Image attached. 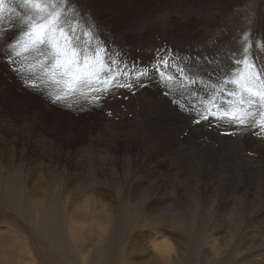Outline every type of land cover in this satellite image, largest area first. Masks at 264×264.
<instances>
[{
    "label": "rangeland",
    "instance_id": "rangeland-1",
    "mask_svg": "<svg viewBox=\"0 0 264 264\" xmlns=\"http://www.w3.org/2000/svg\"><path fill=\"white\" fill-rule=\"evenodd\" d=\"M90 1H74V5L78 9L76 20L79 21L81 29H85L86 20H88V24L96 22L97 26L93 25L105 38L106 47L111 52L119 53V58L131 70L130 74H136L138 69L147 68L150 74L146 76L147 80L143 77L141 82L129 80L127 77V81L133 85L131 88H117L112 94L105 96L100 103L94 104L82 98V100L76 98L60 102L49 98L48 100L51 102L48 103L44 90L40 86H29L31 83L28 80L29 74L23 70L18 71L19 63H12L8 59L7 52L3 50L4 46L8 45L11 40L13 41L19 32L12 30L8 32L7 36L0 35L2 57L0 62H4L6 66H2L4 68L0 69V89L7 101L4 102L5 108L9 112H7V116L12 119L13 124L8 134V136L11 135L10 142L3 143L0 139V243L7 246L5 252L0 254V264H264V234L259 235L260 237L257 236L252 242L248 237L253 226H255V230L264 232V189H258V196L263 200L258 211L245 212L243 223L239 224V218L232 222L234 219L229 217L238 216L243 205L242 199L239 197V192H235V189L231 187L232 184H226L229 179L227 173L235 172V168H229L231 160L234 161L232 158L238 157L236 163L244 164L241 158L247 156L251 161H254L252 162L258 170L255 174H258L261 169L264 170V149L253 145V138L256 136L258 138L260 135L254 134L256 133L255 128H244L214 117L196 123L197 117L191 111L190 105L196 102L197 96L208 98L212 93L211 85L219 84L226 74L210 78L207 80L208 82L203 81V84L196 79V84L186 85L181 80V73L177 71V66H179L189 72L193 69H201L204 72L203 67L198 65L199 61H205L210 65L220 62L217 58L210 56V53L214 52L211 46L216 47L221 42L225 46L229 45L227 47L231 45L230 49L240 47L244 33L249 34L254 47L257 48V42L259 43L260 38L264 37V0H130L131 3L129 0ZM129 5L133 7L131 8ZM248 5L253 15L251 14L252 19L245 26L247 28L242 29L241 37L238 39L240 45L235 41L232 42L230 38L223 40L220 37V32L226 27L224 25L229 23L230 26H233V22L225 23V20L230 19V13H234L233 17L235 18L236 11L239 16L242 15V12L244 15ZM177 6L183 8L179 9ZM85 8L91 9L93 12L88 10V13ZM127 10L129 11L127 12ZM160 16L163 18L160 19ZM171 16H174L176 21L180 19L181 22L171 25ZM103 26L105 30H102ZM9 27L5 25V30L7 31ZM116 29L119 30L116 31ZM152 29L155 30L154 35L159 37L160 32L164 30L172 40H163L164 46L159 45L153 39L151 41L149 39L146 45H141L139 39L141 38L143 43L146 40L141 36H148ZM140 31L141 33H139ZM127 32L128 34H126ZM81 38L85 39L83 36ZM148 42L155 48L149 46ZM119 47L122 49L121 52ZM156 49L159 51L158 53ZM259 49L254 50L253 54L259 53V57L264 58L263 51ZM233 57L237 58L234 55L229 56L232 61ZM161 58L168 59L170 67L160 66V70L177 77L175 81H166L156 70ZM13 59L16 58L13 57ZM30 59L32 60V57L27 58L25 65L31 61ZM217 65L219 66V64ZM23 80H25L24 83ZM227 87L231 88L232 86ZM140 99L148 100L147 111L143 110ZM152 118L153 120H150ZM101 126L104 127L102 130ZM1 130H3L2 126ZM173 131H177V135L176 140L172 143L176 144L181 161L177 163L175 169H169L168 158H172L162 150L158 141L167 144L169 140L166 141L159 135L161 133L169 134ZM91 138H95L94 144L85 146L91 141ZM147 143L148 145H146ZM232 146L235 150L230 153ZM200 155L201 157H199ZM226 155H230L231 158ZM165 159L168 160L165 161ZM148 160L152 161V166L148 164ZM90 164L99 167L111 165L113 170L120 171L123 183H125L123 188L117 192L114 185L107 184L106 187L113 193L111 197L102 196L101 202L93 204L87 201L85 193L88 190L78 194L71 183L77 168L83 167L87 170L91 167ZM178 167H181V170ZM214 167L221 169L225 178L228 176L225 181L219 182L223 185L220 189L214 188V184L217 182H209L207 187L205 186L206 171ZM88 172L90 174V171ZM261 175L258 174L263 179L260 182L264 183V174ZM157 176H161L162 181L169 183L163 187L160 182L155 180ZM137 182L143 183L139 190L145 193L144 201L142 197H139V200L138 198L132 199ZM149 182L150 185H148ZM197 185H204V187H196ZM32 186L37 187L35 194L29 189ZM180 186H192V189L200 190L195 193L193 190L190 191L192 210H189L188 207L186 209L183 202L180 201V195L176 190ZM262 187L264 188V186ZM160 193H163L166 198L158 199L157 196ZM35 198L43 199V201H36ZM154 207H159L160 210L157 209V213L163 218L164 224L148 223L145 225L146 227L144 226L148 233H146L147 231L140 232L143 228L138 225L142 224L143 216L150 218V211ZM197 208L199 210L198 217L196 221L192 222V213ZM102 209H110L114 214L111 216L112 224L109 221L107 225L103 224L104 227L100 228L97 221L87 215L96 210L97 213L106 214ZM176 209L179 215L176 213ZM173 216L177 220L184 221L183 226L180 223L174 226ZM257 216L259 217L256 218ZM222 218L228 220L222 222ZM255 221L259 222L254 225ZM102 222L105 223L107 220L98 221V223ZM89 223L95 229L87 228L82 231L81 226ZM156 225L160 227L158 230H156ZM73 228L77 231L76 237L70 235ZM161 228L167 232L173 230L176 233V240L173 242V250L175 249L173 256L175 255L176 262L173 261L172 254L170 259L164 260L153 249L155 230L166 235ZM98 231L103 232L102 235ZM3 232L5 236H2ZM103 234L107 238L100 241L99 238ZM157 237L159 239V235ZM83 256L85 259L82 258Z\"/></svg>",
    "mask_w": 264,
    "mask_h": 264
},
{
    "label": "snow or ice",
    "instance_id": "snow-or-ice-1",
    "mask_svg": "<svg viewBox=\"0 0 264 264\" xmlns=\"http://www.w3.org/2000/svg\"><path fill=\"white\" fill-rule=\"evenodd\" d=\"M77 13L74 0H0V35L19 32L8 43L6 54L12 63H19L18 71L29 74V86L37 87L38 82L49 85L50 98L57 102L82 98L100 103L115 89L133 86L126 79L131 70L95 35L94 25L81 29ZM5 25L10 26L7 31ZM260 41L256 47L264 50V37ZM241 44V54L228 74L219 84L211 85L208 98L197 96L190 108L197 123L214 117L255 128V134L264 136V60L253 54L248 33ZM28 57L32 60L25 65ZM160 66L169 68V60L161 58L156 70L166 81H175L176 77L161 71ZM177 71L186 85L197 83L183 68L177 66ZM149 74L147 69H138L137 82Z\"/></svg>",
    "mask_w": 264,
    "mask_h": 264
},
{
    "label": "bare ground",
    "instance_id": "bare-ground-1",
    "mask_svg": "<svg viewBox=\"0 0 264 264\" xmlns=\"http://www.w3.org/2000/svg\"><path fill=\"white\" fill-rule=\"evenodd\" d=\"M74 1H76V0H74ZM77 1H79V0H77ZM104 1V0H103ZM107 1V0H106ZM215 1V0H214ZM238 1V0H237ZM90 2H92V0L90 1ZM184 2V1H183ZM129 3H131V1L129 0ZM134 3V2H133ZM204 3V2H203ZM222 3V2H221ZM242 3V2H241ZM90 4V3H89ZM100 4H101V2H100ZM137 4V3H136ZM99 5V4H98ZM104 5V4H103ZM105 5H106V3H105ZM133 5V4H132ZM147 5V4H146ZM221 5V4H220ZM243 5V4H242ZM97 6V5H96ZM130 6V5H129ZM219 6V5H218ZM247 6V5H246ZM95 7V6H94ZM131 7V6H130ZM133 7V6H132ZM131 7V8H132ZM158 7V6H157ZM170 7V6H169ZM177 7H179V6H177ZM176 7V8H177ZM181 7V6H180ZM180 7H179V9H180ZM205 7V6H204ZM216 7V6H215ZM82 8V7H81ZM95 8H97V7H95ZM98 8H100V7H98ZM129 8V7H128ZM138 8V7H137ZM181 8H183V7H181ZM246 8V7H245ZM83 9V8H82ZM103 9V8H102ZM111 9V8H110ZM109 9V10H110ZM135 9H136V7H135ZM217 9H219L218 7H217ZM230 9V8H229ZM247 9V11H246V13L243 15V12H242V15H238V12L236 11V13H237V15H235V18L233 17V14L234 13H230V19H227V20H225V23H227L228 21H231V22H233V26H230L229 25V23L228 24H225L224 26H226L225 28H223L222 30H221V34H220V37L223 39V40H225L226 38H230V40H232V42L233 41H235L236 43H238V39L241 37V34H242V31L244 30L243 28L248 24V22H249V20H251L252 19V16H251V14H252V11H251V9H250V6L248 5V7L246 8ZM85 10H87V12L89 13V11L91 10H89V9H87V8H85ZM89 10V11H88ZM115 10V9H114ZM129 10H130V8H129ZM129 10H127V12L129 11ZM151 10V9H150ZM206 10H208V9H206ZM243 10V9H242ZM100 11H101V9H100ZM103 11H104V9H103ZM215 11V10H214ZM213 11V12H214ZM244 11V10H243ZM91 12H93L92 10H91ZM94 12H96L95 11V9H94ZM99 12V11H98ZM111 12V11H110ZM120 12V11H119ZM212 12V11H211ZM212 12V13H213ZM220 12V11H219ZM199 13V12H198ZM217 13V11L215 12V14ZM95 14V13H94ZM125 14V13H124ZM141 14V13H140ZM196 14V13H195ZM209 14V13H208ZM214 14V15H215ZM239 14H240V12H239ZM97 15V14H96ZM122 15V14H121ZM228 15V14H227ZM253 15V14H252ZM261 15V14H260ZM197 16V15H196ZM201 16V15H200ZM208 16V15H207ZM236 16H239V18L237 17L236 18ZM172 18H170V22H171V25H172V23L174 24L175 22H181V20L179 21H176L177 19L175 18V20H174V16H171ZM204 17V16H203ZM215 17V16H214ZM232 17H233V19H232ZM100 18V17H99ZM161 18H163L162 16H160V19ZM184 18V17H183ZM200 18V17H199ZM209 18V17H208ZM96 19V18H95ZM101 19V18H100ZM159 19V20H160ZM204 19V18H203ZM205 19H206V17H205ZM97 20V19H96ZM102 20V19H101ZM93 21V20H92ZM100 21V20H99ZM115 21H116V19H115ZM195 21V20H194ZM103 22V21H102ZM111 22V21H110ZM126 22V21H125ZM183 22V21H182ZM204 22V21H203ZM121 23V22H120ZM133 23V22H132ZM223 23V22H222ZM94 24V23H93ZM93 24H88V20H86V24H85V29L86 28H88V26L89 25H93ZM95 24H96V26H97V23L95 22ZM94 24V25H95ZM115 24V23H114ZM154 25H155V22L153 23ZM160 24V23H159ZM180 24V23H179ZM208 24V23H207ZM210 24V23H209ZM213 24V22L211 23V25ZM116 25H118V24H116ZM182 25V24H181ZM96 26H94V29H93V31H94V33H95V35H97L98 36V38L106 45V40H105V38L99 33L100 31L99 30H97V27ZM183 26V25H182ZM104 27V26H103ZM112 27V26H111ZM130 27V26H129ZM156 27V26H155ZM155 27H154V29H155ZM160 27V26H159ZM173 27V26H172ZM195 27V26H194ZM107 28V27H106ZM113 28V27H112ZM171 28V27H170ZM222 28V27H221ZM220 28V29H221ZM231 28V29H230ZM245 28H247V27H245ZM109 29H110V27H109ZM114 29V28H113ZM127 29V28H126ZM138 29V28H137ZM154 29H152L151 31H150V36H149V34H148V36H141V37H145V41H144V43L142 42V40H141V38L140 37H138V38H140L139 40L141 41V45H146L147 44V41L150 39V41H151V39H153L155 42H157L159 45H163V43H162V41L163 40H169V41H171L172 39H171V37H169V36H167V33L163 30V31H161L160 32V30H159V32H160V37L159 36H156V35H154V32H155V30ZM165 29V28H164ZM179 29V28H178ZM243 29V30H242ZM102 30H105V27H104V29H102ZM106 30H108V29H106ZM112 30V29H111ZM117 30H119V29H116V31ZM121 30H122V28H121ZM125 30V29H124ZM145 30V29H144ZM171 30V29H170ZM246 30V29H245ZM248 30V29H247ZM246 30V31H247ZM212 31V30H211ZM217 31V30H216ZM105 32V31H104ZM108 32V31H107ZM110 32V31H109ZM113 32V31H112ZM124 32V31H123ZM210 32V31H209ZM102 33V32H101ZM116 33V32H115ZM130 33H131V31H130ZM139 33H141V31L139 32ZM172 33V32H171ZM108 34V33H107ZM109 34H111V33H109ZM114 34V33H113ZM126 34H128V32L126 33ZM136 34V33H135ZM188 33H186V36H188L187 35ZM245 34V33H244ZM115 35V34H114ZM134 35V34H133ZM137 35V34H136ZM135 35V36H136ZM117 36H118V34H117ZM185 36V37H186ZM108 37V36H107ZM125 37H127V36H125ZM131 37V36H130ZM254 37V36H253ZM109 38V37H108ZM120 38V37H119ZM128 38V37H127ZM132 38V37H131ZM134 38V37H133ZM187 38V37H186ZM186 38H184V39H186ZM256 38V37H255ZM254 38V39H255ZM114 39V38H113ZM120 39H122V38H120ZM126 39V38H125ZM212 39V38H211ZM112 40V39H111ZM132 40V39H131ZM135 40V39H134ZM167 40V41H168ZM174 40V39H173ZM191 40V39H190ZM136 41V40H135ZM153 41V42H154ZM222 41V40H221ZM253 41V40H252ZM256 41V39L254 40V42ZM11 42H12V40H11ZM109 42V41H108ZM188 42H189V40H188ZM187 42V43H188ZM224 42V41H223ZM260 42V41H259ZM95 43V40H93V44ZM125 43H126V41H125ZM149 43V42H148ZM220 44H218L217 46H219V47H215V46H211L212 47V49L214 50V52H211L210 53V56L212 57V58H217L218 59V61H220L219 63H216V65H210V64H208V63H205V61H203V62H200L199 61V63H198V65H200V66H202L203 67V69H204V72L201 70V69H193L191 72H189L188 70H186V72H185V74H187L188 76H190V77H193V78H196V79H198V80H203V81H206V82H208L207 80L208 79H212L213 77H215V76H223V75H227L228 74V72H229V70H230V68H231V66H232V59L231 58H229V56H235V58L237 57V58H239V56H240V50H241V48H242V45H240L239 43V45H240V47H232L231 49H232V53H231V49H230V47H231V45H230V47H227V46H229V45H227V46H225V45H223V44H221V42H219ZM227 43V42H226ZM258 43V42H257ZM229 44H231V43H229ZM234 44V43H233ZM129 45V44H128ZM133 45H136V44H134L133 43ZM183 45H184V43H183ZM149 46H151V47H153L152 46V44L150 45V43H149ZM164 46V45H163ZM233 46V45H232ZM5 48H3V50H5L6 52H7V45H5L4 46ZM109 47V46H108ZM111 47V46H110ZM114 47V46H113ZM144 47H146V46H144ZM151 47H149V48H151ZM162 47V46H161ZM120 48V47H119ZM135 48V47H134ZM155 48V46L153 47V49ZM164 48V47H163ZM255 48V47H254ZM121 49V48H120ZM146 49V48H145ZM183 49V48H182ZM257 49H259V48H255L254 50H257ZM147 50H148V48H147ZM152 50V49H151ZM157 50V49H156ZM187 50V49H186ZM254 50H252V51H254ZM260 50V49H259ZM122 51V49L120 50V52ZM155 51V50H154ZM261 51H263V54H264V50H261ZM114 52V51H113ZM125 52V51H124ZM128 52V51H127ZM126 52V53H127ZM149 52H151V51H149ZM152 52H153V50H152ZM157 53L159 52L158 50L156 51ZM260 52V51H259ZM123 53V52H122ZM129 53V52H128ZM155 53V52H154ZM160 53H162V52H160ZM159 53V54H160ZM254 53V52H253ZM262 53V52H261ZM119 54V53H118ZM124 54V53H123ZM139 54V53H138ZM259 53H256L255 54V56H257L258 57V59H260V60H264V58L262 57H259L260 55H258ZM127 55V54H126ZM134 55H136V54H134ZM154 55V54H153ZM158 55V54H157ZM164 55V54H163ZM192 55V54H191ZM200 55V54H199ZM155 56V55H154ZM153 56V57H154ZM261 56H262V54H261ZM139 57H140V55H139ZM192 57V56H191ZM2 57H1V53H0V59H1ZM4 58V57H3ZM135 58V57H134ZM141 58V57H140ZM149 58V57H148ZM151 58V57H150ZM133 59V58H132ZM138 59V61H139V58H137ZM146 59V58H145ZM189 59V58H188ZM233 59H234V57H233ZM31 60V59H30ZM141 60H143V59H141ZM183 60V59H182ZM137 61V60H136ZM144 61V60H143ZM142 61V62H143ZM191 61V60H190ZM28 62V61H27ZM131 62V61H130ZM216 62V61H215ZM6 63V62H5ZM125 63V62H124ZM183 63V62H182ZM187 63V62H186ZM190 63V62H189ZM138 64V63H137ZM146 65H147V63H145ZM149 64V63H148ZM181 64V62L179 63V65ZM217 64H219V66L217 65ZM144 65V64H143ZM145 65V66H146ZM152 65H153V63H152ZM178 65V64H177ZM2 66H5L4 65V62H0V69H3L4 67H2ZM142 66V65H141ZM186 66V65H185ZM6 67V66H5ZM9 67V66H8ZM137 67V66H136ZM140 67V66H139ZM135 68V67H134ZM141 68V67H140ZM147 68V67H146ZM187 68V67H186ZM148 69V68H147ZM190 69V68H189ZM135 70H136V68H135ZM150 73V72H149ZM182 75V74H181ZM151 76V75H150ZM181 77V76H180ZM157 78V77H156ZM177 78V77H176ZM179 78V77H178ZM128 79L129 80H134L135 82H137V79H136V74L135 73H131L130 75H129V77H128ZM221 79V78H220ZM219 79V80H220ZM145 80H147V78L145 77ZM178 80V79H177ZM182 80V79H181ZM218 80V81H219ZM20 81V80H19ZM18 81V82H19ZM142 81V78H141V80H140V82ZM155 81V80H154ZM154 81H150V82H154ZM23 83L25 82V80H23L22 81ZM177 82V81H176ZM200 82V81H199ZM210 82V81H209ZM23 83H22V85H23ZM39 83V82H38ZM159 83V82H158ZM183 83H184V81H183ZM207 84V83H206ZM21 85V84H20ZM21 85V86H22ZM146 85V84H145ZM39 86H40V88H42L43 90H44V94H45V96H46V100H47V102L48 103H50L51 101L50 100H48L49 98H50V92H49V88H50V86L49 85H46V84H43V83H41V84H39ZM157 86V85H156ZM7 87V86H6ZM28 87V86H27ZM147 87V86H146ZM188 87V86H187ZM188 88H190V87H188ZM192 88V87H191ZM190 88V89H191ZM27 89V88H26ZM161 89V88H160ZM174 89V88H173ZM41 90V89H40ZM133 90V89H132ZM175 90V89H174ZM131 91V90H130ZM139 91V90H138ZM141 91V90H140ZM160 91V90H159ZM135 92V91H134ZM183 93V92H182ZM192 93V92H191ZM138 94V93H137ZM140 94V93H139ZM127 95V94H126ZM131 95V94H130ZM148 95V94H147ZM192 95V94H191ZM139 96V95H138ZM141 96V95H140ZM158 96V95H157ZM175 98V97H174ZM186 98H187V96H186ZM81 99V98H80ZM54 100V99H53ZM82 100V99H81ZM88 101V100H87ZM4 102H7L6 100H5V98L3 97V94H2V89H0V139L2 140L1 142H5V143H9L10 142V139H11V135H9L8 136V134L10 133V128H11V126L13 125L12 124V119L11 118H9L8 116H7V114L9 113L7 110H6V108H5V104H4ZM129 102V101H128ZM179 102H180V100H179ZM130 103V102H129ZM140 103H141V106H142V108H144L143 110L144 111H147V106H148V100H145V99H140ZM96 104V103H95ZM65 106V105H64ZM140 106V107H141ZM166 107V106H165ZM175 107V106H174ZM75 109V108H74ZM127 109V108H126ZM134 109V108H133ZM149 111H150V109H148ZM157 110V109H156ZM188 110V109H187ZM126 111V110H125ZM134 111V110H133ZM148 111V112H149ZM164 111V110H163ZM167 111V110H166ZM8 112V113H7ZM82 112V111H81ZM89 112V111H88ZM161 112V111H160ZM136 113V112H135ZM153 113V112H152ZM159 113V112H158ZM88 114V113H87ZM90 114V113H89ZM122 114V113H121ZM126 114V113H125ZM137 114V113H136ZM136 114H135V116H136ZM144 114V113H143ZM163 114V113H162ZM66 115V114H65ZM152 115V114H151ZM160 115V114H159ZM192 115V114H191ZM100 116V115H99ZM106 116V115H105ZM150 116V115H149ZM155 116V115H154ZM157 116V115H156ZM91 117V116H90ZM164 117V116H163ZM162 117V118H163ZM180 117V116H179ZM99 118V117H98ZM91 119V118H90ZM101 119V118H100ZM104 119V118H103ZM157 119V118H156ZM91 120H93V119H91ZM90 120V121H91ZM105 120V119H104ZM124 120V119H123ZM130 120V119H129ZM149 120V119H148ZM150 120H153V118L152 119H150ZM168 120V119H167ZM93 121H95V120H93ZM115 121V120H114ZM158 121H159V119H158ZM171 121V120H170ZM176 121V120H175ZM174 121V122H175ZM179 121V120H178ZM194 121V120H193ZM105 122V121H104ZM112 122V121H111ZM121 122V121H120ZM140 122V121H139ZM152 122H154V121H152ZM157 122V121H156ZM159 122H161V121H159ZM189 122V121H188ZM95 123V122H94ZM105 123H107V122H105ZM130 123H132L131 121H130ZM178 123V122H177ZM195 123V122H194ZM197 123V122H196ZM92 124H93V122H92ZM110 124V123H109ZM168 125H169V123H167ZM210 124V123H209ZM224 124V123H223ZM225 124H227V123H225ZM224 124V125H225ZM171 126H174L173 124H170ZM187 125V124H186ZM1 126L3 127V130H1ZM99 126V125H98ZM103 126V125H102ZM101 126V127H102ZM138 126V125H137ZM140 126V125H139ZM176 126V125H175ZM185 126V125H184ZM206 126V125H205ZM229 126V125H228ZM145 127V126H144ZM104 127H102L101 128V130L103 129ZM107 128V127H106ZM110 128V127H109ZM141 129H142V127H140ZM155 128V127H154ZM183 128V127H182ZM181 128V129H182ZM197 128V127H196ZM231 128V127H230ZM177 129V128H176ZM184 129V128H183ZM203 129V128H202ZM207 129V128H206ZM229 129V128H228ZM233 129H235V128H233ZM238 129V128H237ZM9 130V131H8ZM146 130H147V128H146ZM153 130V129H152ZM209 130V129H208ZM226 130V129H225ZM181 131V130H180ZM183 131H185V129L183 130ZM191 131V130H190ZM198 131V130H197ZM149 132H150V130H149ZM213 132V131H212ZM236 132V131H235ZM105 133V132H104ZM129 133H130V131H129ZM151 133H153V132H151ZM186 133H187V131H186ZM201 133V132H200ZM254 133V132H253ZM98 134V133H97ZM132 134V133H131ZM142 134V133H141ZM148 134V133H147ZM146 134V135H147ZM155 134H156V132H155ZM154 134V135H155ZM255 134V133H254ZM94 135V134H93ZM124 135V134H123ZM145 135V136H146ZM176 135H177V131H173L172 133H167V134H160L159 136L160 137H162V138H164L166 141L167 140H169L168 141V143L165 145L164 143H161L160 141H158V145L160 146V147H162L163 149L162 150H164L168 155H170L171 156V158L173 159H170V158H168L169 159V165L170 166H168V168L169 169H175L176 167H177V163H179L180 161H181V159L179 158V152H178V149H177V146H175L172 142H174L175 140H176ZM245 135V134H244ZM249 135V134H248ZM99 136V135H98ZM118 136V135H117ZM128 136V135H127ZM132 136V135H131ZM149 136V135H148ZM147 136V137H148ZM236 136V135H235ZM92 137V136H91ZM155 137V136H154ZM252 137H255V136H252ZM106 138V137H105ZM131 138V137H130ZM129 138V139H130ZM156 138V137H155ZM154 138V139H155ZM263 138V136H259L258 138H257V136L255 137V138H253L254 139V142H253V145H255L254 147H259V148H263L264 149V139H262ZM29 139V138H28ZM95 139V138H94ZM94 139H92L91 138V141L87 144V145H85V146H89V145H91L92 143L94 144V142H95V140ZM133 139V138H132ZM157 139V138H156ZM180 139V138H179ZM94 140V141H93ZM137 140V139H136ZM139 140V139H138ZM145 140H147L146 138H145ZM184 140H186V139H184ZM199 140V139H198ZM224 140V139H223ZM178 141V140H177ZM181 141V140H180ZM226 141V140H225ZM250 141V140H249ZM15 142V141H14ZM188 142V141H187ZM212 142V141H211ZM149 143V142H148ZM148 143L146 144V145H148ZM180 143V142H179ZM213 143V142H212ZM131 144V143H130ZM173 144V145H172ZM210 144V143H209ZM150 145V144H149ZM181 145V144H180ZM200 145V144H199ZM92 146V145H91ZM129 146V145H128ZM207 146H208V144H207ZM233 146H234V148H236V146L233 144ZM233 146H232V149L230 148V153L232 152L233 153V151L235 150L234 148H233ZM250 147H251V145H249ZM55 147V146H54ZM138 147V146H137ZM143 147V146H142ZM159 147V148H160ZM85 148H87V147H85ZM96 148V147H95ZM98 148V147H97ZM216 148V147H215ZM247 148V147H246ZM82 149V148H81ZM252 149H257V148H252ZM262 149V150H263ZM153 150V149H152ZM183 150H185V149H183ZM260 150V149H259ZM182 151V150H181ZM246 151V150H245ZM261 151V150H260ZM214 152V151H213ZM218 152V151H217ZM107 153V155L108 156H110V154L108 153V152H106ZM142 153V152H141ZM148 153V152H147ZM219 153V152H218ZM247 153H248V151H247ZM259 153V152H258ZM53 154V153H52ZM199 154V153H198ZM212 154V153H211ZM225 154V153H224ZM245 154V153H244ZM250 154V153H249ZM248 154V155H249ZM263 154V153H262ZM150 155V154H149ZM158 155V154H157ZM165 155V154H164ZM205 155V154H204ZM213 155V154H212ZM100 156V155H99ZM142 156V155H141ZM188 156V155H187ZM194 156H196V155H194ZM193 156V157H194ZM206 156V155H205ZM225 156V155H224ZM230 155H226V157H228V158H231V157H229ZM263 156V155H262ZM261 156V157H262ZM119 157V156H118ZM182 157V156H181ZM197 157V156H196ZM199 157H201V155L199 156ZM208 157V156H207ZM214 157V156H213ZM216 157V156H215ZM218 157V156H217ZM216 157V158H217ZM144 158V157H143ZM164 158V157H163ZM215 158V159H216ZM221 158V157H220ZM237 158L238 157H236V158H232V159H234V161H232L231 160V165L229 166V168H235V172H229V173H227V175L229 176H227L229 179H227L228 181H227V185H230V184H232L231 185V187H233V189H235V192H239V197H241V199H242V202L241 203H243V205H242V209L241 210H239V212H238V216H235V218L234 217H229L230 219H234L232 222H235V220H238V218H239V224H242L243 223V218L245 217V215H246V213L245 212H250V213H254L255 212V210H257L258 208H260V204L263 202V200L262 199H260V196H258V189H264L262 186H264V183H261L260 182V180L262 181L263 179H262V177H263V175H261V174H264L263 172H264V170L263 169H261V171L258 173V174H260L262 177H260V176H258V174H255V172L257 173V171L258 170H256V166H255V164L247 157V156H243L241 159H243L241 162L242 163H244V164H241V163H236V161H238L237 160ZM254 158V157H253ZM252 158V159H253ZM122 159V158H121ZM145 159V158H144ZM168 159H165V161H167ZM206 159V158H205ZM256 159V158H255ZM254 159V160H255ZM264 159V158H263ZM111 160V159H110ZM212 160V159H211ZM227 160V159H226ZM258 160V159H257ZM259 160H260V158H259ZM107 161V160H106ZM122 161V160H121ZM129 161V160H128ZM164 160H163V162H165ZM199 161V160H198ZM209 161V160H208ZM216 161V160H215ZM214 161V162H215ZM240 161V160H239ZM148 164L149 165H153V163H152V161H150V160H148ZM263 162V161H262ZM122 163V162H121ZM216 163V162H215ZM112 164V163H111ZM188 164V163H187ZM198 164V163H197ZM206 164V163H205ZM256 164H257V162H256ZM141 166H142V164H140ZM151 165V166H152ZM159 165V164H158ZM180 165V164H179ZM189 165V164H188ZM90 168L89 169H87L88 171H90V174H89V172L85 169V168H83V167H81V168H77V171L73 174V180H72V185L74 186V189L76 190V193H78V194H80V193H84L86 190H88V191H86V193H85V196L87 197V201H89V202H91L92 204L93 203H97V202H101L102 200L100 199L102 196H105V197H111L112 195H113V193H111V190H109L107 187H106V185L107 184H112V185H114V187L116 188V190H117V192L121 189V188H123V186H124V184L125 183H123V178L121 177V175H120V171L118 172V171H115V170H113V168H111L110 166L111 165H109V166H105V167H99V166H96V165H93V164H90ZM126 166H129V165H127L126 164ZM133 166V165H132ZM150 166V167H151ZM143 167V166H142ZM149 167V166H148ZM157 167V166H156ZM211 167V166H210ZM121 168V167H120ZM123 168V167H122ZM136 168V167H135ZM147 168V167H146ZM238 168H240V169H238ZM260 168V167H259ZM124 169V168H123ZM122 169V170H123ZM129 169V168H128ZM178 169L179 170H181V167H178ZM76 170V169H75ZM140 170V169H139ZM148 170V169H147ZM161 170V169H160ZM239 170H241L240 172H239ZM125 171V170H124ZM128 171V170H127ZM150 171V170H149ZM152 171V170H151ZM228 171V170H227ZM86 172H88V173H86ZM155 172V171H154ZM154 172H152V174L153 175H155V173ZM159 173V172H158ZM164 173V172H163ZM171 174H172V172H170ZM177 173V172H176ZM175 175H177V174H175ZM39 177V176H38ZM143 177V176H142ZM150 177H151V175H150ZM226 177V178H227ZM260 177V178H259ZM144 178V177H143ZM170 178V177H169ZM174 178V177H173ZM179 178V177H178ZM203 178V177H202ZM226 178H225V176L223 175V172H222V170L221 169H219V168H209L207 171H206V175H205V180H206V182H205V186L206 185H208V183L209 182H217L216 184H214V188L215 189H220L221 187H223V185H221L220 183V181H225L226 180ZM259 178V179H258ZM145 179V178H144ZM147 180V179H146ZM157 182H160V184L164 187V186H166L169 182H166V181H162V179H161V176L160 177H156V179H155ZM181 180V179H180ZM187 181V180H186ZM193 181V180H192ZM197 181V180H196ZM143 182V181H142ZM146 182V181H145ZM153 182V181H152ZM151 182V183H152ZM199 182V181H198ZM197 182V183H198ZM220 182V183H219ZM190 183H192V182H190ZM204 183V182H203ZM148 184V183H147ZM176 184V183H175ZM211 184V183H210ZM148 185H150V182H149V184ZM186 185V184H185ZM139 186V187H138ZM141 186H143V183H140V182H137V185H135V190H134V198H132L133 200H135V199H137L138 198V200H139V197H142V199H143V197H144V194L145 193H143L142 191H140L139 189H140V187ZM194 186V185H193ZM148 187V186H147ZM180 187H182V186H180ZM180 187L179 188H176V190H177V192L179 193V195H180V201L181 202H183V204L185 205V207H186V209H187V207L189 208V210H192V204L190 203V198H189V196H190V191L191 190H193L194 191V193L195 192H198V191H200V190H194V189H192L191 187L192 186H186V187H182L181 189H180ZM196 187H204V185L203 186H199V185H197ZM207 187V186H206ZM28 188V187H27ZM37 187L36 186H32L31 188H29V189H31L32 191H34L33 193L35 194V191L37 190L36 189ZM159 188H160V186H159ZM197 189V188H196ZM152 190V189H151ZM169 190V189H168ZM227 190V189H226ZM163 191V190H162ZM161 191V192H162ZM167 191V190H166ZM202 191V190H201ZM230 191V190H229ZM116 192V193H117ZM253 193H254V195H253ZM261 193V192H260ZM158 194V193H157ZM202 194V193H201ZM193 195H195V194H193ZM230 195V194H229ZM146 196V195H145ZM264 196V195H263ZM86 197H84V198H86ZM192 197V196H191ZM218 197V196H217ZM226 197V196H225ZM145 198V197H144ZM147 198V197H146ZM157 198L158 199H164V198H166V196H164V194L162 193H160V195L159 196H157ZM149 199V198H148ZM197 199V198H196ZM202 199V198H201ZM205 199V198H204ZM228 199V198H227ZM226 199V200H227ZM230 199V198H229ZM235 199V198H234ZM233 199V200H234ZM35 200L36 201H43V199H37V198H35ZM101 200V201H100ZM145 199H143V201H144ZM147 200V199H146ZM166 200V199H165ZM176 200V199H175ZM232 200V201H233ZM240 200V199H239ZM163 201V200H162ZM177 201V200H176ZM195 201V200H194ZM206 201V200H205ZM208 201V200H207ZM231 201V200H230ZM223 202V201H222ZM221 202V203H222ZM224 203V202H223ZM240 203V202H239ZM161 204V203H160ZM178 204V203H177ZM209 204V203H208ZM95 205V204H94ZM133 205V204H132ZM179 205H180V203H179ZM223 205V204H222ZM178 206V205H177ZM220 206V205H219ZM226 206V205H225ZM224 206V207H225ZM229 206V205H228ZM115 207V206H114ZM197 207V206H196ZM222 208H223V206H221ZM227 207V206H226ZM225 207V208H226ZM263 207V206H262ZM164 208H165V206H164ZM176 208H178V207H176ZM230 208V207H229ZM238 208V207H237ZM151 209V208H150ZM157 209H159V207L158 208H156V207H154V208H152V210L150 211V213H151V216H150V218L147 216H143L144 217V220L141 222L142 224H140V225H138V227L140 226V227H142L143 229L142 230H140V232H146L147 230L144 228V226L145 225H147L148 223H156L157 224V222H159V224L160 225H163L164 223H163V218L161 217V216H159L158 215V213H157ZM179 209V208H178ZM224 209V208H223ZM231 209V208H230ZM102 210H104L105 212H106V214H104V213H102V212H98L97 213V210L96 211H93L92 212V214L91 213H89V215H87V216H89L90 218H94L96 221H97V224L99 225L98 227H102L103 226V224L104 225H107L108 223H109V221L111 222V224H112V215L114 214V212L113 211H111L110 209H102ZM160 210V209H159ZM158 210V211H159ZM235 210V209H234ZM199 210H198V208L196 209V210H194L193 211V213H192V222L193 221H196V219H197V217H198V214H199V212H198ZM220 212H221V210H219ZM218 211V212H219ZM258 211V210H257ZM171 212V211H170ZM224 212H226L225 211V209H224ZM232 212V211H231ZM176 213L179 215V212H178V210L176 209ZM187 213V212H186ZM190 213V212H189ZM237 213V212H236ZM177 214H176V216H177ZM226 214V213H225ZM233 215V214H232ZM259 215V214H258ZM138 216H141V215H139L138 214ZM157 216H159V217H157ZM222 216V215H221ZM256 216V215H255ZM263 216V215H262ZM131 217H133V216H131ZM223 217H226L225 215H223ZM259 216H257L256 218H258ZM133 218H135V217H133ZM171 218V217H170ZM182 218V217H181ZM101 219H106L107 220V222H105V223H98V221H100ZM133 220V219H132ZM226 220H228V219H226ZM226 220H224L223 218L221 219V221L222 222H224V221H226ZM173 221H174V226H177L179 223H180V225L181 226H183V224H184V221H181V220H177V218L176 217H174L173 216ZM260 221V220H259ZM259 221H255L254 222V225H255V223L256 222H259ZM263 221H264V218H263ZM230 222V221H229ZM93 223V222H92ZM94 224V223H93ZM229 224V223H228ZM137 225V224H136ZM150 226V225H149ZM157 226V225H156ZM155 226V227H156ZM180 226V227H181ZM234 226V225H233ZM232 226V227H233ZM264 226V225H263ZM104 227V226H103ZM146 227V226H145ZM151 227V226H150ZM185 227V226H184ZM251 227V226H250ZM257 227V226H256ZM95 229L94 227H93V225L91 224V223H89V224H84V225H82L81 226V229H82V231H84L85 229ZM130 228V227H129ZM154 228V227H153ZM157 229L156 230H158L160 227L159 226H157L156 227ZM171 228H172V226H171ZM238 228V227H237ZM236 228V229H237ZM255 228V226H253V230H250L251 232L248 234V237H249V240L252 242V241H254L256 238H257V236L258 237H260L259 235H262V234H264V232H262V231H258V230H255L254 229ZM106 229H107V227H106ZM162 229V228H161ZM172 229H174V228H172ZM257 229H259V228H257ZM261 229V228H260ZM155 230V241H154V243H153V249H155V253H157V255L159 256V257H161V258H163L164 260H168V259H170L171 258V254H172V259H173V261L174 262H176V260H175V258H174V256H173V251L175 250H173V242L176 240L175 239V237H176V233H174V231L172 230V231H170V232H167V231H165V230H163L162 229V231L164 232V233H166V235L164 236V235H162L163 233H158V231H156ZM167 230V229H166ZM185 230V229H184ZM238 230V229H237ZM262 230V229H261ZM90 231V230H89ZM228 231V230H227ZM235 231V230H234ZM106 232V231H105ZM137 232V231H136ZM77 233V231H75V229L73 228L71 231H70V235L72 236V237H76L75 236V234ZM98 233L99 234H101L102 235V233L103 232H101V231H98ZM106 233H108V232H106ZM146 233H148V231L146 232ZM150 233V232H149ZM135 235H136V233H135ZM157 235H159V239H158V237H157ZM2 236H5V233L3 232L2 233ZM108 236V235H107ZM99 237V236H98ZM181 237V236H180ZM106 236H104V234H103V236L102 237H100L99 238V240L100 241H102V240H106ZM177 238H179V237H177ZM73 239H75V238H73ZM186 239V238H185ZM209 239V238H208ZM187 240V239H186ZM247 240H248V238H247ZM260 240V239H259ZM212 241V240H211ZM210 243V242H209ZM7 249V246L4 244V243H0V254H2L3 252H5V250ZM83 259H85V256H83L82 257Z\"/></svg>",
    "mask_w": 264,
    "mask_h": 264
}]
</instances>
